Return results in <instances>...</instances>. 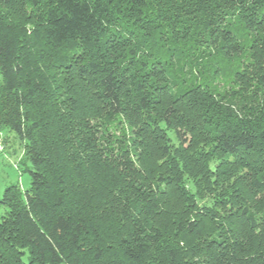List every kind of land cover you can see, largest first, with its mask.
Listing matches in <instances>:
<instances>
[{
	"label": "trees",
	"instance_id": "16d2710c",
	"mask_svg": "<svg viewBox=\"0 0 264 264\" xmlns=\"http://www.w3.org/2000/svg\"><path fill=\"white\" fill-rule=\"evenodd\" d=\"M17 1L34 41L74 47L84 105L35 110L0 38L30 176L0 199V264H264V0Z\"/></svg>",
	"mask_w": 264,
	"mask_h": 264
},
{
	"label": "rangeland",
	"instance_id": "374dc122",
	"mask_svg": "<svg viewBox=\"0 0 264 264\" xmlns=\"http://www.w3.org/2000/svg\"><path fill=\"white\" fill-rule=\"evenodd\" d=\"M13 5L3 7L0 4V38H10L18 48L19 61L23 69L22 79L28 78L37 82L40 91L35 97L36 107L44 114L50 110L68 111L84 105L81 83L71 71L65 67L73 57L74 47L53 48L43 42H36L31 37V28L35 23L38 8L12 0ZM75 62L73 60L71 63ZM1 81V77H0ZM84 86V84H82ZM64 111V112H65ZM87 122V120H86ZM23 145L17 136L8 129L0 127V199L5 189L17 185L25 191L30 186L27 162L23 154ZM217 161L218 156L215 157ZM215 166L214 164L212 167ZM213 197L198 199L199 210L209 206ZM4 209L0 207V216ZM186 241H192L189 238ZM199 264V258L194 261Z\"/></svg>",
	"mask_w": 264,
	"mask_h": 264
}]
</instances>
